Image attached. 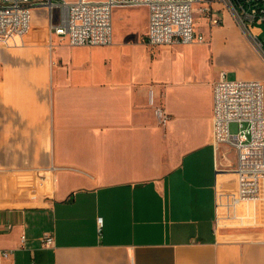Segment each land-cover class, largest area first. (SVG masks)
<instances>
[{"label": "crops", "instance_id": "1", "mask_svg": "<svg viewBox=\"0 0 264 264\" xmlns=\"http://www.w3.org/2000/svg\"><path fill=\"white\" fill-rule=\"evenodd\" d=\"M30 31L37 60H0V248L14 250L0 264H264V197L220 219L237 186L236 155L213 143L215 42L230 31L155 56L114 25L110 45L52 33L55 66ZM165 60L188 68L169 79Z\"/></svg>", "mask_w": 264, "mask_h": 264}, {"label": "built area", "instance_id": "2", "mask_svg": "<svg viewBox=\"0 0 264 264\" xmlns=\"http://www.w3.org/2000/svg\"><path fill=\"white\" fill-rule=\"evenodd\" d=\"M201 0H0V47L18 46L25 41L32 25V11L46 8L52 33L67 38L73 46H100L113 43V13L117 7L144 6L148 9V29L144 40L150 46L190 44L205 41L206 35L195 27L194 9ZM248 23L264 24V6L252 5L255 0H237ZM58 16L55 19V10ZM223 20L213 17L212 24ZM263 29L253 38L256 48L264 55ZM150 103L154 93L150 91ZM156 115L162 123L169 114L157 105ZM239 130L232 133L231 122ZM214 145L235 152L236 189L221 197L224 211L220 219H235L239 208L258 203L264 197V82L258 78L232 79L221 69L214 84ZM103 217H98L101 230ZM44 246L54 244V236L45 233L40 238ZM13 249L0 248V260L10 257Z\"/></svg>", "mask_w": 264, "mask_h": 264}, {"label": "rangeland", "instance_id": "3", "mask_svg": "<svg viewBox=\"0 0 264 264\" xmlns=\"http://www.w3.org/2000/svg\"><path fill=\"white\" fill-rule=\"evenodd\" d=\"M264 6V0H255ZM32 31L40 34V38L45 39V46L48 53V61L52 65H63V55H56L57 48L54 45L47 46L50 36L52 35L50 29V21L48 20L47 10L37 7L33 11ZM195 27L202 31L207 36H210L209 45H213L215 33L222 32L224 29L231 32V37H224L223 41L217 43L220 47V57L224 64L222 67L228 71V76L232 79L238 78H258L264 82V55L258 51L255 45L253 36L258 33L259 29L250 27L244 24L248 23L245 14L241 12L238 1L236 0H201L195 5L194 9ZM58 16V10H55V19ZM219 17L223 21L221 24H212L213 17ZM147 17V18H146ZM148 21V9L144 6H123L117 7L113 14L114 32L116 33V40L121 39V32H124V43L128 46L134 45L136 42H143L146 25ZM263 31L260 38L264 40V24L261 25ZM253 35V36H252ZM31 31L25 37V41L18 46H1L0 60L11 62H32L37 59L29 53L31 49ZM58 38H56L57 41ZM62 42V41H61ZM63 45V43H60ZM148 45V44H147ZM178 45H183L178 43ZM216 45V46H217ZM164 46H150L149 51L155 56L157 52ZM214 47V45H213ZM141 49V47H139ZM188 60H165L160 64L161 75H165L169 79L177 78L178 69H187ZM53 90V88H52ZM52 93V92H51ZM156 101L157 97H155ZM156 105H160L157 104ZM164 106V104H163ZM230 130L236 133L239 130L237 122H231ZM228 149V148H227ZM230 154L235 153L228 149ZM235 161L229 167L234 168Z\"/></svg>", "mask_w": 264, "mask_h": 264}, {"label": "trees", "instance_id": "4", "mask_svg": "<svg viewBox=\"0 0 264 264\" xmlns=\"http://www.w3.org/2000/svg\"><path fill=\"white\" fill-rule=\"evenodd\" d=\"M236 1V0H235ZM252 5H256V1H254L253 3H252Z\"/></svg>", "mask_w": 264, "mask_h": 264}, {"label": "bare ground", "instance_id": "5", "mask_svg": "<svg viewBox=\"0 0 264 264\" xmlns=\"http://www.w3.org/2000/svg\"><path fill=\"white\" fill-rule=\"evenodd\" d=\"M198 3H200V1H199V2H197V4H198Z\"/></svg>", "mask_w": 264, "mask_h": 264}]
</instances>
